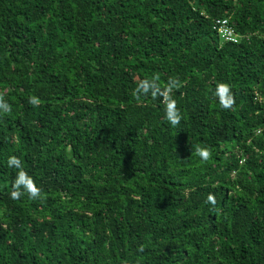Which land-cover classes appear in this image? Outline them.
<instances>
[{
  "label": "trees",
  "instance_id": "trees-1",
  "mask_svg": "<svg viewBox=\"0 0 264 264\" xmlns=\"http://www.w3.org/2000/svg\"><path fill=\"white\" fill-rule=\"evenodd\" d=\"M0 264H264V0H0Z\"/></svg>",
  "mask_w": 264,
  "mask_h": 264
},
{
  "label": "clouds",
  "instance_id": "clouds-1",
  "mask_svg": "<svg viewBox=\"0 0 264 264\" xmlns=\"http://www.w3.org/2000/svg\"><path fill=\"white\" fill-rule=\"evenodd\" d=\"M153 86L154 85H152V84H143L138 88L137 91L138 92L143 91V92L147 93L149 88H151ZM217 94L220 96V103H221V106L223 108H230L231 105L235 102L231 96V92H230L229 87L226 85L219 86ZM226 95H227V99H225ZM30 103L35 104L36 101L33 99V100H30ZM166 116L172 125L179 124L180 119H181V114H180L179 110L176 108L174 102L169 103V105L167 107ZM197 154L201 157V159L203 161H207L210 157V152L206 148L197 149ZM13 164H15V165H17V167H19L20 161L16 157H11L9 159V165L11 166ZM21 183H25L23 173H21V176L16 183V187L19 188ZM25 187H26V190L29 193L30 197L35 198L36 196L39 195L40 190L30 180L25 184ZM21 195H22V193L20 191H14L11 194V198L12 199H19ZM208 201L214 204L215 203L214 196L209 195ZM140 251H143V248H141Z\"/></svg>",
  "mask_w": 264,
  "mask_h": 264
},
{
  "label": "built area",
  "instance_id": "built-area-1",
  "mask_svg": "<svg viewBox=\"0 0 264 264\" xmlns=\"http://www.w3.org/2000/svg\"><path fill=\"white\" fill-rule=\"evenodd\" d=\"M215 23L222 37L228 40H233V41L236 40L237 34L235 33L233 27L230 24H228L227 18L216 19Z\"/></svg>",
  "mask_w": 264,
  "mask_h": 264
}]
</instances>
